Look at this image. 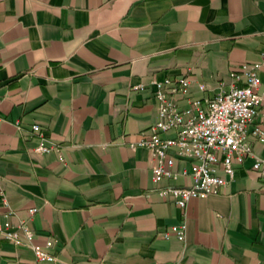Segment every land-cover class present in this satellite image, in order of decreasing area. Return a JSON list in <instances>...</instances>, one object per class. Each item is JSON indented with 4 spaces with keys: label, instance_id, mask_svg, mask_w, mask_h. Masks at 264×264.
Segmentation results:
<instances>
[{
    "label": "crops",
    "instance_id": "obj_1",
    "mask_svg": "<svg viewBox=\"0 0 264 264\" xmlns=\"http://www.w3.org/2000/svg\"><path fill=\"white\" fill-rule=\"evenodd\" d=\"M263 53L264 0H0V224L33 230L20 244L0 231V264H37L31 244L54 255L43 264H264L253 156L181 208L146 193L190 184L191 161L156 183L151 151L129 146L157 118L156 81L188 77L184 105L239 83L231 73Z\"/></svg>",
    "mask_w": 264,
    "mask_h": 264
},
{
    "label": "built area",
    "instance_id": "obj_2",
    "mask_svg": "<svg viewBox=\"0 0 264 264\" xmlns=\"http://www.w3.org/2000/svg\"><path fill=\"white\" fill-rule=\"evenodd\" d=\"M264 67V53L260 60L243 62L239 72H232L239 83L228 90L218 92L212 97L186 96V103L180 105L176 94L186 95L190 80L180 77L176 80L164 78L156 81L155 98L158 102L156 120L141 132L140 137L129 144L131 148L146 147L155 158L152 167V179L159 182L164 177H174L172 169L175 158L190 160V166L181 171L191 176V183L154 185L146 195L156 192L163 198H170L183 208L193 197L216 193L226 183V179L217 173L222 169L232 175L234 162L241 163L246 156H253L251 167L264 176V157L253 153L248 134L251 133L260 142H264V130L249 124L256 118L259 107L264 103V89H260V70ZM242 76V78H241ZM199 89L204 86L198 83ZM38 129L37 124H32ZM173 132V136H164ZM54 148L53 145L38 144L36 151L44 152ZM32 208L30 211H33ZM184 222L171 226L179 239L185 237ZM2 234L20 244L29 241L33 230L24 221L14 229H4ZM166 236L168 232L164 233ZM52 243L47 241V245ZM37 264L54 260V255L42 247L31 244Z\"/></svg>",
    "mask_w": 264,
    "mask_h": 264
}]
</instances>
